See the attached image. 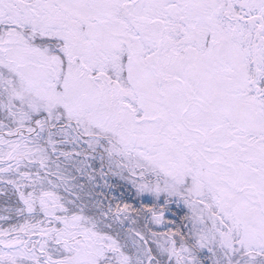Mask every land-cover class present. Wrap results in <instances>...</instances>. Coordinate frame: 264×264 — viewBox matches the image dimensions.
Wrapping results in <instances>:
<instances>
[{
    "label": "snow or ice",
    "instance_id": "obj_1",
    "mask_svg": "<svg viewBox=\"0 0 264 264\" xmlns=\"http://www.w3.org/2000/svg\"><path fill=\"white\" fill-rule=\"evenodd\" d=\"M0 264H264V0H0Z\"/></svg>",
    "mask_w": 264,
    "mask_h": 264
}]
</instances>
